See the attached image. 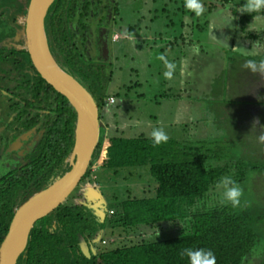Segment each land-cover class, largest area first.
<instances>
[{
	"label": "trees",
	"instance_id": "trees-1",
	"mask_svg": "<svg viewBox=\"0 0 264 264\" xmlns=\"http://www.w3.org/2000/svg\"><path fill=\"white\" fill-rule=\"evenodd\" d=\"M215 7L217 6L213 5L212 8ZM177 10L186 12L184 5ZM250 17L249 13L243 14L240 20L244 24ZM183 23L186 24L185 21ZM24 30L25 27L23 35ZM180 39L181 43L187 41L184 33H181L175 43ZM23 46L27 63L33 67L41 82L48 83L35 67L25 42ZM162 50L164 52L163 48ZM246 59L247 57L242 59L238 54L229 56L226 70L213 84L211 97L228 98L233 94L238 96L237 98L246 99V102L252 100L244 97L245 94L232 84V77L228 72L231 68L244 70L247 78L255 77V74L243 67ZM83 65H75L74 71H67L65 67L60 66L90 91L103 111L107 99L111 97L107 93V86L112 76L110 73L94 74L91 79L82 69ZM79 75H83L84 79ZM225 85L227 89H223ZM228 85L231 86L230 89ZM48 86L61 97L65 109L71 113V121L67 124V139L73 153L76 112L61 92L50 84ZM128 88L131 89L132 86ZM163 96L169 97L167 92ZM227 103L242 105L238 100L232 103L227 100ZM215 113L218 115V107ZM233 114L237 118L238 114ZM247 115L250 120L252 115ZM255 145L249 143L242 152V157H248L246 160L229 158L227 146L223 147V144L217 141L213 143L199 139L195 145L189 140L169 138L167 143L153 146L151 138L145 133L126 137L124 132L116 127L114 133L105 136L102 130L101 139L82 181L93 180V165L96 168L111 169L115 174L127 167L149 165L158 183L155 195L143 198L128 197L122 202L119 211L110 208L103 220L86 205L66 201L37 222L25 250L19 256L18 264H188L187 258L180 256L181 249L186 247L212 249L217 264H252L251 258L260 252L261 257L255 264H264V204L258 199L254 202L246 200L250 206L234 210L230 206L221 205L212 195L216 182L224 175H231L239 183L244 182L249 173L264 175V145ZM70 168L71 165L63 168L60 173L56 172L38 191L53 183ZM118 213L120 219L115 220L114 217ZM110 223L122 227L117 236H128L130 228H136L138 231L142 228L147 230V227L154 230H170L174 225H181L182 229L176 237L146 241V233L140 241L109 249L103 245V241H106L105 227ZM82 238L87 245L89 240L101 238V248H94V252L87 256L81 249Z\"/></svg>",
	"mask_w": 264,
	"mask_h": 264
},
{
	"label": "rangeland",
	"instance_id": "rangeland-1",
	"mask_svg": "<svg viewBox=\"0 0 264 264\" xmlns=\"http://www.w3.org/2000/svg\"><path fill=\"white\" fill-rule=\"evenodd\" d=\"M203 3L206 11L201 16H196L187 10H185L186 12L177 10L184 5V0L118 1L119 13L115 18L118 25L123 28L131 27L133 29L131 34L134 35L132 37L138 36V28L134 29L138 25L142 28L143 34L152 37L156 35L155 37L158 36L157 38L159 39L156 44L151 42L144 46L128 37V39H122L113 45L115 59L109 64L112 67L113 75L108 85L107 93L113 96L116 102L112 104L107 99L102 111L101 131H104L105 136L114 133L116 127H121L126 137H134L141 133H145L146 136L150 137L153 128L163 127L171 139L179 141L190 140L195 145L199 139L213 143L217 141V143L223 144V147L227 146L229 158L246 160L248 157L246 155L242 157L241 155L248 144L255 143V146L261 144L258 140V135L260 128L264 127V110L263 113L259 114L260 124L262 125L255 127H253L254 120H249L247 114H244L240 119L233 116L234 112L241 110L235 109L236 107H247V104H250L246 102V99L237 98L238 96L232 94L228 98L216 99L211 97L208 99V103L199 102L193 109L195 111L193 116L194 118L198 117L199 122L196 125L197 122L193 124L190 121L184 122L187 120L188 115H192L191 107L187 103L178 98L168 99L163 96L166 90L167 93L170 91L168 89L169 86L164 83L168 79L163 76V72L166 69L163 62L157 58L159 55L163 54L170 61L177 62L180 65L182 62L191 60L190 56L194 53L193 47L199 44L196 43V37H202L201 41L205 50L209 51L208 53H212L213 48H210L211 46L208 44L210 41L215 40L219 44H224L222 42L224 41L228 44L235 31H237V38L240 35H247L248 32H256L259 35L257 40L264 42V18H258L262 21L260 25H258V22L253 23L257 24L255 28L250 27L251 22L245 23V26H249L245 28V32L239 28L243 26L239 22V15L241 14L240 8L244 0H203ZM213 5L217 7L212 8ZM257 14L264 16L262 12ZM184 21L186 24L183 23ZM192 25H195V28ZM196 25H199V29L203 30L204 33H200ZM181 33L185 34L188 41L181 43L182 40L180 39L179 42L175 43ZM226 37L228 39H225ZM204 41H207V43ZM151 45L155 46L153 50L163 48L164 52L152 53L153 47ZM200 48L199 46L198 59L200 61L203 59L207 60L208 58H201L202 50ZM228 55L231 56L232 52H228ZM196 61L198 60L196 59ZM202 64L210 67L208 61H203ZM228 72L231 74L232 84L237 89L244 90L248 85L250 87L251 82L249 84V78L245 75L246 72L244 70L238 71L231 68ZM179 74L178 68L174 79L171 80V83L175 84L171 88L174 93L178 89L176 80H180ZM129 86H132V88L129 89ZM164 86L167 87L165 88ZM227 100L231 103L238 100L242 105H227ZM258 101V104L263 107L264 76L261 79ZM217 107L220 110H225L226 114L223 116L222 114L217 115L215 113ZM213 110L214 113L211 114ZM191 137L192 139H190ZM262 144L264 145V143ZM119 171V173L115 174L111 169L96 168L95 165L92 167V181L96 183L104 195L106 211L110 208L119 211L122 202L128 197L143 198L155 195L158 183L149 165L127 167ZM85 184L86 182L82 181L68 197L67 201L75 203L76 199L80 197L79 194L83 191V185ZM241 184L245 189L244 200H253L252 202H254L255 199H258L264 204V175L254 172L249 173L247 179ZM79 199H83V197ZM114 218L115 220L120 219L119 213ZM147 228V230L142 228L139 231L136 228H130L128 229L130 232L128 236H117L122 227H118L117 224H107L104 231L107 243H103V245L109 249L115 248L118 245L140 241L143 237L142 235L146 233V241L172 238L181 233L182 226L174 225L170 230ZM259 255L260 252L254 254L251 258L252 264H255L260 259L261 256L259 257Z\"/></svg>",
	"mask_w": 264,
	"mask_h": 264
},
{
	"label": "flooded vegetation",
	"instance_id": "flooded-vegetation-1",
	"mask_svg": "<svg viewBox=\"0 0 264 264\" xmlns=\"http://www.w3.org/2000/svg\"><path fill=\"white\" fill-rule=\"evenodd\" d=\"M118 1L55 0L50 6L45 17L48 44L67 71L84 64L91 79L94 74L112 76L115 42L131 37L144 46L158 43V36L143 34L138 25L136 37L131 27L118 25ZM29 3L0 0V246L17 208L56 172L72 166L67 139L71 113L49 83L40 81L24 53L22 31ZM88 247L90 254L99 250L101 238L89 240Z\"/></svg>",
	"mask_w": 264,
	"mask_h": 264
},
{
	"label": "water",
	"instance_id": "water-1",
	"mask_svg": "<svg viewBox=\"0 0 264 264\" xmlns=\"http://www.w3.org/2000/svg\"><path fill=\"white\" fill-rule=\"evenodd\" d=\"M54 1L30 0L24 17V42L39 73L69 100L77 112L72 166L53 183L35 192L17 208L8 233L0 246V264H17L35 224L65 203L80 185L101 139L102 122L96 100L77 78L57 63L50 51L45 17ZM83 188L75 203L93 209L103 220L106 216V206L102 191L93 181L86 182ZM81 197L83 199H79ZM81 249L90 256L84 238L81 241Z\"/></svg>",
	"mask_w": 264,
	"mask_h": 264
},
{
	"label": "crops",
	"instance_id": "crops-1",
	"mask_svg": "<svg viewBox=\"0 0 264 264\" xmlns=\"http://www.w3.org/2000/svg\"><path fill=\"white\" fill-rule=\"evenodd\" d=\"M243 14H247V13H241L239 15V19H241V16ZM263 14V12H262ZM253 16L256 17V20L254 22V18ZM238 17V16H237ZM262 17L264 18V16H261L257 13H253L251 14V19L248 22L251 23H257L258 25L261 24V20H259L258 18ZM240 23L241 20H239ZM211 23V22H209ZM243 26L239 27L241 28L242 31L245 32V28L249 27V26H245V23L243 24ZM193 28H195V26L192 25ZM196 27H198V30L200 31V33H204L203 30L199 29V25H196ZM250 27H257V24H251ZM238 28V29H239ZM264 28V26H263ZM237 29V30H238ZM252 30V29H251ZM193 31V30H192ZM194 33V31H193ZM262 33V32H261ZM237 31L234 32V35L231 38L230 43L228 44H219L218 42L214 41H210L208 44L209 46H211L210 48H213L212 53H208L209 51H206L204 48V45L202 44L203 42L201 41L203 38L202 37H196V43H199L198 46H200L201 48V58H208L203 59V60H199L198 59V54L196 53H192L190 58L191 60L187 61V74L185 76H182L181 74H179V78L180 80H176V82H178L177 85V90L174 92H172V89L175 84L173 85L171 83V80H167L164 83H166L169 89V93H167L169 95V97H166L168 99H181L183 102L187 103L190 107H191V112L192 115H188L187 120H185L184 122H192V124L194 122H197V124H199L198 122V117L194 118L193 114H194V108L195 106L201 102V103H206L207 100L209 98H211L212 96V90H213V84L215 83V81L217 80V78L223 73L224 70H226L227 65H228V52H232V54H238L240 57H242V59H244V56L240 55L239 53L233 52L232 47H237V46H244V47H248L251 48V42L257 40V38L259 37L258 33H253V32H248L247 35L245 36H239L237 38L236 36ZM252 34V35H250ZM250 35V36H249ZM251 37V38H250ZM199 38V39H198ZM252 40V41H250ZM188 41V40H187ZM207 43V41H204ZM152 53H156V52H162L163 50L162 48L157 49V50H153L155 48V46H152ZM152 55V54H151ZM200 58V59H201ZM196 59L198 61H196ZM203 61H208V63L210 64V67L206 66L205 64H202ZM198 62V63H197ZM251 77V76H250ZM263 78V76L259 75V74H255V77L249 78V85L247 86L246 89L241 90L240 92H244L245 91V97H247L248 99L251 98L252 100H248L250 102V104H247V107L244 106H240V107H236L235 109H241L240 111L234 112L235 114H238L237 119H240L244 114H248L250 113L252 115L251 119L255 120L256 118L259 119V114L262 112L263 113V108L264 106H260L258 104V97L260 94V85H261V79ZM173 80V79H172ZM175 81V80H174ZM167 86H164L165 88ZM230 85H228V89H230ZM223 89H227V86L225 85ZM167 92V90H166ZM241 93V94H242ZM254 103V104H252ZM247 111H246V110ZM209 112V110H208ZM214 113V110L211 112V114ZM218 114H222L225 115L226 111L225 110H220L218 109ZM241 116V117H240ZM213 120V119H211ZM215 121V120H214ZM260 121V119H259ZM180 122V121H179ZM120 129L122 130V128L120 127ZM192 139V137L190 138ZM187 140V139H186ZM190 141V140H189Z\"/></svg>",
	"mask_w": 264,
	"mask_h": 264
},
{
	"label": "clouds",
	"instance_id": "clouds-1",
	"mask_svg": "<svg viewBox=\"0 0 264 264\" xmlns=\"http://www.w3.org/2000/svg\"><path fill=\"white\" fill-rule=\"evenodd\" d=\"M184 7L187 11L194 13L196 16H201L206 11L203 0H184ZM240 12L249 14L264 12V0H244ZM253 18L255 22L256 17L253 16ZM253 31H255V29H253ZM214 38L217 39L215 36ZM225 39L228 38L226 37ZM222 42L225 43L224 41ZM232 50L233 52L247 57L243 64L245 69H248L253 74L264 76V42L258 39L251 42V48L237 46L232 47ZM193 52L196 54L199 53L198 45L193 47ZM157 58L164 64L166 70L163 72V76L166 79H174L178 68L182 76L187 74L186 61L178 65L177 62L170 61L163 54L159 55ZM260 125L262 124H260L259 119L256 118L253 121V127ZM150 138L153 142V146H159L168 142L169 135L163 127H155L150 133ZM258 140L260 143H264V127L260 128ZM212 195L213 199L218 200L221 205L230 206L234 210L240 209L243 206H250V203L243 199L245 196L243 185L237 182L231 175H224L216 182ZM180 256L187 258L188 264H217V258L212 249L186 247L181 249Z\"/></svg>",
	"mask_w": 264,
	"mask_h": 264
},
{
	"label": "built area",
	"instance_id": "built-area-1",
	"mask_svg": "<svg viewBox=\"0 0 264 264\" xmlns=\"http://www.w3.org/2000/svg\"><path fill=\"white\" fill-rule=\"evenodd\" d=\"M108 102H110V103H115L116 102V99L113 97V96H111V97H109V99H108ZM113 211L111 210V212L110 213H112ZM104 243H106V241L104 240L103 241Z\"/></svg>",
	"mask_w": 264,
	"mask_h": 264
}]
</instances>
